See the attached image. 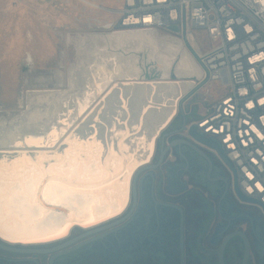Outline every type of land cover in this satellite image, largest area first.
Masks as SVG:
<instances>
[{
  "label": "bare ground",
  "instance_id": "obj_1",
  "mask_svg": "<svg viewBox=\"0 0 264 264\" xmlns=\"http://www.w3.org/2000/svg\"><path fill=\"white\" fill-rule=\"evenodd\" d=\"M77 41L83 53L90 46L96 53L78 61L84 80L75 83L72 66L69 89L59 82L30 91L34 111L25 123L0 121V152H13L0 154V239L7 243L51 244L76 225L88 229L123 215L134 174L152 162L159 134L194 85L171 80L203 75L183 43L158 32L124 29ZM149 67L157 74L152 83ZM80 117L84 127L75 133Z\"/></svg>",
  "mask_w": 264,
  "mask_h": 264
},
{
  "label": "flooded vegetation",
  "instance_id": "obj_2",
  "mask_svg": "<svg viewBox=\"0 0 264 264\" xmlns=\"http://www.w3.org/2000/svg\"><path fill=\"white\" fill-rule=\"evenodd\" d=\"M148 75L157 78L150 67ZM179 113L164 135L183 127ZM163 134L149 162L158 167L137 178L136 206L132 191L125 213L98 228L119 224L90 235L92 228L75 227L63 240L18 246L21 252L0 249V264H221L225 243L224 263L244 264L239 233L249 243L247 264H264V213L239 199L235 170L206 146L186 145L185 132L165 138L170 149L160 163Z\"/></svg>",
  "mask_w": 264,
  "mask_h": 264
},
{
  "label": "built area",
  "instance_id": "obj_3",
  "mask_svg": "<svg viewBox=\"0 0 264 264\" xmlns=\"http://www.w3.org/2000/svg\"><path fill=\"white\" fill-rule=\"evenodd\" d=\"M90 6L102 8L97 0ZM116 28L166 30L190 46L207 95L189 127L222 146L239 189L264 213V0H123ZM201 37L209 47L200 46ZM218 83L225 93L214 100L210 89Z\"/></svg>",
  "mask_w": 264,
  "mask_h": 264
},
{
  "label": "rangeland",
  "instance_id": "obj_4",
  "mask_svg": "<svg viewBox=\"0 0 264 264\" xmlns=\"http://www.w3.org/2000/svg\"><path fill=\"white\" fill-rule=\"evenodd\" d=\"M97 3L101 9L79 0H0V121L3 120L7 126H12L14 121L16 124L25 123L34 111V108H29L30 91L51 90L59 82L62 90L69 89L68 77L72 66H76L73 72L75 83L78 85L84 80L87 69L83 63L79 65L78 61L85 52L89 59L96 53L92 46L87 47L84 53L80 51L77 40L89 34L124 30L116 28L123 0H97ZM158 33L178 40L166 30ZM178 41L183 43L199 64L190 46ZM199 44L203 49L210 46L209 39L203 37L199 39ZM171 77L174 78L172 75ZM192 80L194 85L190 89L188 85L184 87L189 90L181 97L180 111L177 114L180 112L179 115L187 114L190 115L188 118L195 119L205 111L202 100L207 95L206 84H199L201 78L195 80L194 77L178 74L171 81ZM78 88L81 89L77 87L74 92ZM210 90V96L214 100L225 93L219 83ZM81 118L71 126L75 133L83 130L85 121H80ZM167 131L168 129L163 133ZM65 143L63 139L58 147H63ZM53 150L54 148L51 149Z\"/></svg>",
  "mask_w": 264,
  "mask_h": 264
},
{
  "label": "water",
  "instance_id": "obj_5",
  "mask_svg": "<svg viewBox=\"0 0 264 264\" xmlns=\"http://www.w3.org/2000/svg\"><path fill=\"white\" fill-rule=\"evenodd\" d=\"M168 29L170 31H173V32H178L179 31L178 28H176V27H170ZM147 75H146V77H147ZM148 78H149V75H148ZM183 132L186 133V137L188 139V140L185 141L186 145L193 147V145L190 144L191 142H189V140L190 141L193 140L196 143H199V144H202V145H204L206 147H209L210 149H212L216 153H218V155L225 161V163L230 168L235 170V172L237 173L236 168L233 165V163L226 157L222 146L219 143L215 142L214 140H212L210 138H207L201 132H199L196 125H192L190 127L187 126L186 118L184 119V125H183V127L180 130H177V131L171 132V133H167L165 135L162 133L164 136H163V146H162V155H161L160 163L163 162L164 158L166 157V155H167V153L169 152V149H170L169 146L165 147V138L167 136L180 135ZM0 154H2V155H13V152H0ZM157 167L158 166H152V165H149V164H147V165L145 164V166L140 168V170L136 174H134V176L132 178V182H131V192L133 191L134 200H135V205L134 206H136L137 199H138V197H137V178H138L139 174L141 172L149 170V169H152V170L156 169ZM236 191H237L239 199L242 202L249 203V204L253 203L252 200H250L249 198H246L243 195V193L241 192V190L238 187V184H237V187H236ZM113 219H115V217L111 218V219H109V220H107L105 222H102L101 224H99L97 226L91 227L92 231L90 233H88V234L90 235V234H94V233L106 230V229L111 228V227H113V226H115V225L120 223V221H119V222H116V223H112L111 225H107V226H103V227L98 228L99 226H101V225H103L105 223H108V222L112 221ZM75 227H82V226L76 225ZM239 235L243 238V240L245 241V244H246V251H245V255H244V264H247L248 263V259H249V255H250L249 243H248L247 237L243 233H239ZM66 237H64V238H66ZM64 238H62V239H64ZM31 245H37V244H30V245H24L22 243H20V244H10V243H7V242H5V241L0 239V249L6 250V251H11V252H21L22 249H18L17 248L18 246H31ZM225 245H226V243L223 245V247H222V249L220 251V263L221 264H225L224 263V259H223V251H224Z\"/></svg>",
  "mask_w": 264,
  "mask_h": 264
},
{
  "label": "crops",
  "instance_id": "obj_6",
  "mask_svg": "<svg viewBox=\"0 0 264 264\" xmlns=\"http://www.w3.org/2000/svg\"><path fill=\"white\" fill-rule=\"evenodd\" d=\"M190 116V115H189ZM189 116H187V115H185V117H186V120H187V123L188 124H191L195 119L193 118V119H190V118H188ZM190 120V121H189ZM187 124V125H188Z\"/></svg>",
  "mask_w": 264,
  "mask_h": 264
}]
</instances>
